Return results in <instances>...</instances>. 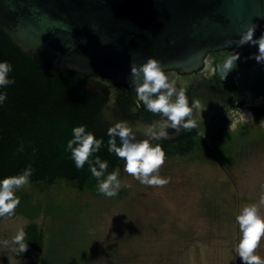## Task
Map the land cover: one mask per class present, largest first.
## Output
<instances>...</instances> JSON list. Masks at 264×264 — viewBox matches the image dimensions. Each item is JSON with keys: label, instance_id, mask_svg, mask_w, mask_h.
<instances>
[{"label": "rangeland", "instance_id": "374dc122", "mask_svg": "<svg viewBox=\"0 0 264 264\" xmlns=\"http://www.w3.org/2000/svg\"><path fill=\"white\" fill-rule=\"evenodd\" d=\"M111 119L105 108L100 123L109 128ZM123 163L119 179L130 187L112 198L61 181L18 189L15 215L0 218V264H242L235 217L249 204L264 216V135L246 136L216 161L165 159L159 175L169 183L162 187L141 184ZM29 225L42 235L39 254L3 245ZM255 254L264 258V238Z\"/></svg>", "mask_w": 264, "mask_h": 264}, {"label": "water", "instance_id": "95a60500", "mask_svg": "<svg viewBox=\"0 0 264 264\" xmlns=\"http://www.w3.org/2000/svg\"><path fill=\"white\" fill-rule=\"evenodd\" d=\"M256 25L264 34V0H0V31L26 56L50 71L102 75L133 99L131 65L148 58L164 71L190 74L207 53L246 55L258 46L231 47ZM240 94L263 85L264 67H236ZM142 82V77H141Z\"/></svg>", "mask_w": 264, "mask_h": 264}, {"label": "clouds", "instance_id": "9594fccd", "mask_svg": "<svg viewBox=\"0 0 264 264\" xmlns=\"http://www.w3.org/2000/svg\"><path fill=\"white\" fill-rule=\"evenodd\" d=\"M256 27V25L247 27L240 33L238 41L229 40L226 41V45L231 47L235 43L237 47L246 44L258 46V53L249 58L254 59L257 64L264 65V34L254 39ZM239 59V53L227 54L223 64L224 77L236 67ZM11 71L10 63L0 62V88L15 83L13 79H9ZM131 76L133 77L131 86L136 92V108L133 111L142 103L147 111L160 116L161 119L143 127V135L147 137L143 140L136 139L133 128L127 122H116L107 131L108 152L122 160L124 172L141 184L162 187L169 183L167 179L159 175V170L165 163L166 154L160 144L153 146L151 141L168 138L167 130L170 128L178 133L181 128L187 130L195 127L194 116L199 113L201 118V112L204 109L199 100H193L189 104L186 89L178 88L176 78L166 73L161 62L155 58H148L139 67L132 64ZM6 99L7 94L0 93V104ZM117 137L120 140L119 146ZM102 145V139H97L92 132L86 131L85 126H78L72 129V139L67 142V150L78 170H82L85 164L88 165L91 175L97 180L98 194L112 198L118 195L122 186L130 187V185H122L119 179V168L105 176L108 162L95 155ZM33 171L32 166L28 165L21 174L0 179V218H10L15 215V210L20 205L16 191L30 182ZM259 204L264 205V193L260 195ZM235 220L240 232L239 242L234 245L236 256L240 258L242 264H264V258L255 254L264 238V216H261L258 206L256 204L243 206ZM25 239L26 232L21 228L12 237L11 242L4 240L2 243L5 247L11 243L12 251L19 255L28 251Z\"/></svg>", "mask_w": 264, "mask_h": 264}, {"label": "trees", "instance_id": "16d2710c", "mask_svg": "<svg viewBox=\"0 0 264 264\" xmlns=\"http://www.w3.org/2000/svg\"><path fill=\"white\" fill-rule=\"evenodd\" d=\"M4 61L12 65L9 79L15 83L0 88V93L7 94L0 104V179L21 174L31 165V184L50 186L61 181L79 192L104 197L98 194L97 180L88 165L78 170L67 150L72 129L85 126L86 131L103 140L95 155L108 162L105 176L123 163L108 152V130L100 123L101 104L88 91L84 77L67 72L57 74L38 65L0 31V62ZM190 146L191 143L187 151ZM25 232L28 250L39 254L42 235L35 237L34 225H29Z\"/></svg>", "mask_w": 264, "mask_h": 264}, {"label": "flooded vegetation", "instance_id": "af4514ba", "mask_svg": "<svg viewBox=\"0 0 264 264\" xmlns=\"http://www.w3.org/2000/svg\"><path fill=\"white\" fill-rule=\"evenodd\" d=\"M230 52L233 51L219 50L207 53L202 67L190 74L165 71L176 78L178 88L186 89L189 104L193 100H199L204 109L201 118L199 113L195 114V127L187 130L181 128L178 133L170 128L167 130L168 138L151 141L153 146H162L166 159L193 157L216 161L220 155L229 156L236 143L246 136L264 135L263 85L259 83L254 89H250L255 96L247 98L240 94L235 76L238 65H261L249 58L258 51L246 55L239 54L240 59L236 62V67L224 77L223 64ZM84 79L90 94L101 104L100 114L108 108L112 117L111 124L125 121L133 128L137 140L147 139L143 135V127L160 120V116L147 111L142 103L133 111L136 108V98L134 100L130 91L116 84L113 79L102 75L86 76ZM189 143L191 146L187 151ZM182 150L185 153L178 154Z\"/></svg>", "mask_w": 264, "mask_h": 264}]
</instances>
